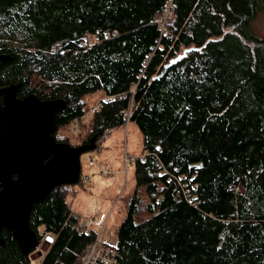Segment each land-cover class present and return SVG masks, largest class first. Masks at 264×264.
Returning a JSON list of instances; mask_svg holds the SVG:
<instances>
[{"label": "trees", "instance_id": "obj_1", "mask_svg": "<svg viewBox=\"0 0 264 264\" xmlns=\"http://www.w3.org/2000/svg\"><path fill=\"white\" fill-rule=\"evenodd\" d=\"M263 7L264 0H0V55L12 57L0 60V84L20 83V99L65 101L56 142L72 145L59 131L96 92L116 98L93 114L80 145L97 133L96 143L106 140L129 110L143 134L116 264H264V38L252 28ZM73 187L57 186L30 212L39 239L54 238L42 264H79L96 239L92 227L81 232L68 200ZM13 236L0 231V264H36L35 250L26 257Z\"/></svg>", "mask_w": 264, "mask_h": 264}, {"label": "water", "instance_id": "obj_2", "mask_svg": "<svg viewBox=\"0 0 264 264\" xmlns=\"http://www.w3.org/2000/svg\"><path fill=\"white\" fill-rule=\"evenodd\" d=\"M12 58L0 55V60ZM20 83L0 84V231H13L23 253L40 259L53 242L52 236L41 241L28 226L34 205L44 200L57 186L76 184L81 178L80 157L96 147L92 143L72 146L56 142L53 133L57 112L63 99L40 101L34 94L18 98ZM7 244L0 237V245Z\"/></svg>", "mask_w": 264, "mask_h": 264}, {"label": "rangeland", "instance_id": "obj_3", "mask_svg": "<svg viewBox=\"0 0 264 264\" xmlns=\"http://www.w3.org/2000/svg\"><path fill=\"white\" fill-rule=\"evenodd\" d=\"M254 33L264 38V7L252 21ZM102 97L103 93L96 92L85 97L88 111ZM90 121V120H89ZM89 121L81 132L72 131L71 126L62 128L59 136L67 138L72 145L82 144V140L91 132ZM81 127V126H80ZM97 144L100 146L98 147ZM143 134L133 122H127L123 127L111 131L106 140L96 143L94 150L84 152L80 157L82 182L76 183L70 191L68 200L73 211L81 219V225L93 221L94 228L101 238L117 239V230L128 211V196L135 188L134 166L127 158H137L142 155ZM109 166L112 175H105L102 170Z\"/></svg>", "mask_w": 264, "mask_h": 264}, {"label": "built area", "instance_id": "obj_4", "mask_svg": "<svg viewBox=\"0 0 264 264\" xmlns=\"http://www.w3.org/2000/svg\"><path fill=\"white\" fill-rule=\"evenodd\" d=\"M86 42L88 44H92L94 42V37L87 38ZM119 96L126 98L127 95L120 94ZM115 98L116 96L102 97L97 103H95L92 107H90L88 111H86L84 114L74 119L71 125L73 130L79 131L81 124L91 120L93 114L99 110L100 105L103 102L113 101ZM130 116H131V110H129L126 113L127 122L129 121ZM134 160H135L134 158H127V161H130L131 163H133ZM102 172L105 175L113 174L108 165H106V167L103 168ZM87 181L88 178H85L83 182H87ZM94 224L95 223L93 221L90 222L89 226L88 224L85 223L82 226L81 232L87 233L89 229L94 226ZM99 228L100 231L99 233H97L95 241L92 244H90L79 264H116L117 263L119 256L117 240L114 239L113 236L112 237L110 236L106 239H102L101 230L104 228V225H100ZM40 259L32 260V261L36 262V264H42V261Z\"/></svg>", "mask_w": 264, "mask_h": 264}, {"label": "crops", "instance_id": "obj_5", "mask_svg": "<svg viewBox=\"0 0 264 264\" xmlns=\"http://www.w3.org/2000/svg\"><path fill=\"white\" fill-rule=\"evenodd\" d=\"M75 212V211H74ZM41 261H42V257H41V259H40Z\"/></svg>", "mask_w": 264, "mask_h": 264}]
</instances>
